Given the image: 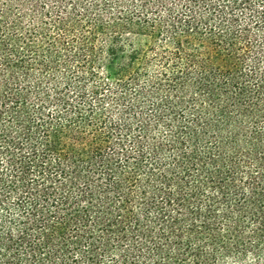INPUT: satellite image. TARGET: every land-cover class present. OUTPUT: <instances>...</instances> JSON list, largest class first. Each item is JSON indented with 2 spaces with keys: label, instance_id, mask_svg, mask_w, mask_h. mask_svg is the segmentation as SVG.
<instances>
[{
  "label": "trees",
  "instance_id": "1",
  "mask_svg": "<svg viewBox=\"0 0 264 264\" xmlns=\"http://www.w3.org/2000/svg\"><path fill=\"white\" fill-rule=\"evenodd\" d=\"M0 264H264V0H0Z\"/></svg>",
  "mask_w": 264,
  "mask_h": 264
}]
</instances>
